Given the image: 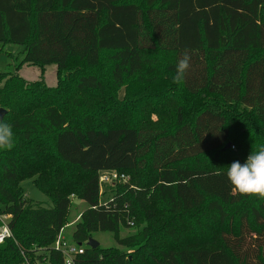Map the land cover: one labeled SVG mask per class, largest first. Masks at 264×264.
I'll return each mask as SVG.
<instances>
[{
    "label": "trees",
    "instance_id": "obj_1",
    "mask_svg": "<svg viewBox=\"0 0 264 264\" xmlns=\"http://www.w3.org/2000/svg\"><path fill=\"white\" fill-rule=\"evenodd\" d=\"M263 16L264 0H0V51L21 46L18 69L54 65L57 79L55 87L16 74L5 82L14 96L0 109L15 147L0 150V213L12 233L0 244V264H65L53 245L70 224L73 199L85 204L70 239L84 248L75 264H132L123 253L89 248V235L112 233L118 246L135 247L136 237L120 230L156 211L178 229L192 211L214 212L221 225L195 229L198 241L188 235L140 264H264V199L233 191L224 166L198 162L250 137L264 145ZM185 50L190 67L176 84ZM151 54L158 60L149 63ZM28 84L36 86L31 99ZM164 101L176 104L161 112L163 126L153 124L146 104L158 113ZM145 166L154 180L139 177ZM103 171L129 181L108 185L112 197L100 202ZM27 178L52 208L25 198L19 182ZM146 233L151 246L155 231Z\"/></svg>",
    "mask_w": 264,
    "mask_h": 264
},
{
    "label": "rangeland",
    "instance_id": "obj_2",
    "mask_svg": "<svg viewBox=\"0 0 264 264\" xmlns=\"http://www.w3.org/2000/svg\"><path fill=\"white\" fill-rule=\"evenodd\" d=\"M128 1L140 2V0ZM22 59L23 54L21 46L14 44H6L3 47L2 51H0V72L4 73L0 77V103L3 101L4 98L6 99L10 95L14 96L13 91L9 90V94H5L4 89L6 85L5 82L15 74L22 77L30 85L34 82L42 81L45 86H56V66H47L45 67L44 72H42L37 67L30 66H23L18 69ZM157 60V58L153 57V54L150 55L149 63H153ZM29 84L27 86L32 89V92L25 95L27 99H31L33 95H36V91L34 90L36 86H29ZM14 99V105H17L19 103V99H21V93L17 98L14 97ZM175 104V102L172 103L168 101L159 103L161 109H159L158 113L155 112L156 110L151 105L146 104V107H148V113L150 115L151 120L153 121V124L159 122L158 124L160 126H163L161 122L162 119L160 117L161 112L165 111L168 108L172 109ZM246 142L247 144L241 145L240 147L236 146L235 149H231V151L225 154L224 156H219L220 158H214L213 153H208L199 157L198 162L203 166H209L214 168H220L221 166L227 168L234 161H239L241 164H243L246 161L247 156L252 152V150L255 151L260 146H262L258 143V139L255 137H250L246 140ZM225 156H228L230 158L227 159L225 158ZM54 161L55 160H51V163ZM54 166H56V164H50L47 166L45 165V169L53 168ZM22 171L23 173L21 175L23 176L26 174V167H24ZM138 173L139 177H145L146 181L148 179H155V172H153L146 166L143 167ZM19 184L24 190L25 198L29 202L33 204H40L42 207L45 208H52V201L46 194H44L39 188L36 187L33 178L23 179L19 182ZM112 187L113 186L108 185H106L105 187L100 186V202H104L108 198L112 197ZM149 207L151 209V212L158 210L153 208V204H151ZM84 208L85 204L79 202L76 199H73L69 211V218L71 219L70 224L67 225L63 230V236L68 241H70L71 234L74 231V224L78 222L79 214L82 210H84ZM144 217H140L136 222H133V220L130 219L128 224L129 226L123 227L122 230H120V237H136L137 245L135 247L125 248L118 246L114 242L113 234L107 232L93 233L89 235V238H92L97 241L99 243V248H101L102 250L117 251L118 253H123L130 261H134L132 264H140L141 259L146 258L147 254L149 253H156L159 249H162L170 244L179 245L186 243L188 241V235L189 238L197 239L198 241V239L200 238L199 236H197L195 229L200 231V233H202L203 235L206 232H211L214 229H217L221 225V223H219L217 220V215L214 212L208 211H192L186 214L185 216L181 217V221L184 223V226L181 229H178V221L171 218V216L165 212L156 211V216L153 217V220L150 222L147 218L145 221ZM145 227L146 230H144ZM148 229L149 231L154 230L156 236V240H154L155 242L150 243L151 246L147 244L148 236L146 232ZM170 229L172 231H175V236L170 233ZM191 233L195 234L197 237L194 238L190 236ZM174 239L175 241H173Z\"/></svg>",
    "mask_w": 264,
    "mask_h": 264
},
{
    "label": "clouds",
    "instance_id": "obj_3",
    "mask_svg": "<svg viewBox=\"0 0 264 264\" xmlns=\"http://www.w3.org/2000/svg\"><path fill=\"white\" fill-rule=\"evenodd\" d=\"M191 56L185 50L176 64L173 82L181 84L190 67ZM15 147V136L11 124L0 122V150H11ZM219 174V173H217ZM227 179L233 191L247 197L264 199V145L247 156L241 164L234 161L227 167Z\"/></svg>",
    "mask_w": 264,
    "mask_h": 264
},
{
    "label": "built area",
    "instance_id": "obj_4",
    "mask_svg": "<svg viewBox=\"0 0 264 264\" xmlns=\"http://www.w3.org/2000/svg\"><path fill=\"white\" fill-rule=\"evenodd\" d=\"M128 180L129 177L127 175L114 171H103L99 175V184L102 187H105L106 185H114L115 183H127ZM9 220L10 216L0 213V244L6 239L12 238V233L8 225ZM53 248L61 253L65 264H75V258L82 255L84 252V248L82 246L68 241L63 236V230H61L58 235Z\"/></svg>",
    "mask_w": 264,
    "mask_h": 264
},
{
    "label": "water",
    "instance_id": "obj_5",
    "mask_svg": "<svg viewBox=\"0 0 264 264\" xmlns=\"http://www.w3.org/2000/svg\"><path fill=\"white\" fill-rule=\"evenodd\" d=\"M5 114H6L5 110L0 109V121H2ZM228 147L229 145H226L225 149H227ZM86 244L91 249H95L99 246V243L92 238H89Z\"/></svg>",
    "mask_w": 264,
    "mask_h": 264
}]
</instances>
